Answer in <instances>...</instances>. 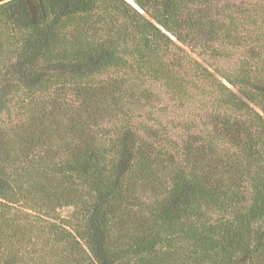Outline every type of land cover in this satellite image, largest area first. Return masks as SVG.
<instances>
[{"label": "trees", "instance_id": "trees-1", "mask_svg": "<svg viewBox=\"0 0 264 264\" xmlns=\"http://www.w3.org/2000/svg\"><path fill=\"white\" fill-rule=\"evenodd\" d=\"M0 264H264V0H0Z\"/></svg>", "mask_w": 264, "mask_h": 264}, {"label": "rangeland", "instance_id": "rangeland-1", "mask_svg": "<svg viewBox=\"0 0 264 264\" xmlns=\"http://www.w3.org/2000/svg\"><path fill=\"white\" fill-rule=\"evenodd\" d=\"M61 213H62L63 215H66V214L68 213V211H67V210H63V211H61Z\"/></svg>", "mask_w": 264, "mask_h": 264}]
</instances>
